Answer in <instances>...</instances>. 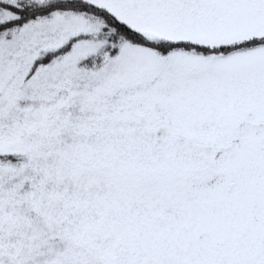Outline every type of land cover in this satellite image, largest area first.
<instances>
[{
  "label": "snow or ice",
  "instance_id": "obj_1",
  "mask_svg": "<svg viewBox=\"0 0 264 264\" xmlns=\"http://www.w3.org/2000/svg\"><path fill=\"white\" fill-rule=\"evenodd\" d=\"M0 264H264V0H0Z\"/></svg>",
  "mask_w": 264,
  "mask_h": 264
}]
</instances>
